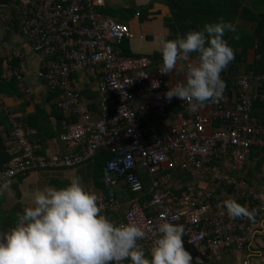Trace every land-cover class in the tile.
<instances>
[{
	"label": "built area",
	"instance_id": "built-area-1",
	"mask_svg": "<svg viewBox=\"0 0 264 264\" xmlns=\"http://www.w3.org/2000/svg\"><path fill=\"white\" fill-rule=\"evenodd\" d=\"M1 1L0 7L15 10L18 34L40 58L34 76L54 93L63 118L59 141L79 147L37 153L36 130L2 105L10 158L0 164V183L26 172L79 167L104 151L101 214L122 211L116 225L144 229L148 238L138 241L144 251L150 253L165 220L184 226L183 246L192 264H216L221 253L242 252L264 236V196L241 176L250 153H264V125L250 116L255 96H264L251 95L250 82L264 81V73H242L222 100L193 112L179 98H163L168 76L159 72L162 65L153 66L150 56L119 55L116 46L131 33L125 23L99 14L103 0ZM3 49L0 82L14 79L29 94L19 55L10 44ZM194 63H184L185 74ZM77 76L86 83L94 79V98L77 88ZM119 182L129 195L123 201L116 194ZM228 198L255 209L254 220L231 219L223 203Z\"/></svg>",
	"mask_w": 264,
	"mask_h": 264
},
{
	"label": "crops",
	"instance_id": "crops-1",
	"mask_svg": "<svg viewBox=\"0 0 264 264\" xmlns=\"http://www.w3.org/2000/svg\"><path fill=\"white\" fill-rule=\"evenodd\" d=\"M8 8V13L11 14L8 20L10 23L0 26L2 29L0 73L5 70L6 66L5 57L7 55L3 45L10 44L12 50L19 55L20 62L25 69L23 85L29 88L30 92L29 94L21 92L16 81L0 82V119L3 120L0 123V129L6 126L1 112L3 105L22 124L36 130V135L32 138L33 144L37 151L43 152V155L75 151L79 147L77 143L67 144L58 139V135L62 131L61 122L63 118L55 108L54 93L49 92L35 78L34 72L38 67L40 58L30 50L26 40L18 34L14 22L15 10ZM97 11L102 16H108L112 19L114 16H119L120 21L117 22L125 23L129 27L131 37L116 46L121 57L150 56L154 60L153 66L162 65L159 51L161 38L174 40L178 35L183 37L188 31L200 30L205 23L217 22L220 17H223L236 27L235 33L228 32L224 36L229 46L234 49L235 59L221 73L223 80L226 77L229 80H234L230 85L231 87L234 86L237 77L244 72L264 73V71H253L256 60H262L264 63V41L255 37L257 22H262L264 25V0H103V5L98 7ZM236 34L239 35V40L233 39ZM197 57L198 54L194 52L190 55L189 61L197 62ZM185 62L187 61H179L178 70L168 75L167 88L175 87L177 84L186 81V74L183 71ZM13 63L15 64L16 60L12 61V65ZM231 66L236 70L234 77L229 74ZM74 82L79 90H88L90 94H95V83L92 84L91 81L86 83L82 76L75 77ZM226 89L229 90L230 88L226 87ZM259 91H262L261 94L264 95V81L250 82L251 95H259ZM255 98L260 101L264 100V96L262 99L258 96ZM260 119L264 120V114L260 116ZM260 159L261 154L250 153L242 172L244 179H247L246 176L250 174V170L248 171L247 168L251 160L254 161V165L261 162L264 169V160ZM90 162L86 163L85 166L68 168L69 171H66L67 169L54 170L59 175L57 177H45L48 174L46 172L50 171L29 172L17 186L20 193L17 203L22 209V214L26 207L33 206V196L37 190H43L46 186L57 189L66 187L75 176L82 179L83 187L89 192H93L97 196L102 193L103 188L99 175L97 174L95 181L93 174H90ZM61 171L63 173H60ZM259 184L262 185L261 187L264 186L262 181ZM116 194L121 201L125 200L122 182L118 183ZM0 196L3 197L0 207L1 216L14 214L18 220V210L13 211L12 206H9V200L14 197L12 187L9 192ZM121 214L122 211L118 214H109L107 217L115 224ZM10 228H12L11 223H0V232H6ZM145 256L151 258L150 253L146 251ZM242 260H247V264H264V236L256 237L252 244L242 252L227 251L221 253L216 264H241ZM121 264H130V262L125 260Z\"/></svg>",
	"mask_w": 264,
	"mask_h": 264
},
{
	"label": "clouds",
	"instance_id": "clouds-1",
	"mask_svg": "<svg viewBox=\"0 0 264 264\" xmlns=\"http://www.w3.org/2000/svg\"><path fill=\"white\" fill-rule=\"evenodd\" d=\"M228 32L235 33V25L220 17L183 37L161 38L162 75L177 71L179 61L198 54L197 62L188 65L186 81L163 94L166 101L179 98L195 112L208 102L223 99L227 85L221 73L235 59L234 49L224 39ZM11 183L3 179L0 195L10 191ZM223 203L231 219L254 220L255 209L232 198ZM102 207L97 195L85 190L79 176L66 187L37 190L33 206L18 214L14 227L0 232V264H121L125 260L130 264H192L193 258L183 246V225L168 220L161 223L149 259L138 243L147 239L148 233L136 224H114L101 214Z\"/></svg>",
	"mask_w": 264,
	"mask_h": 264
},
{
	"label": "trees",
	"instance_id": "trees-1",
	"mask_svg": "<svg viewBox=\"0 0 264 264\" xmlns=\"http://www.w3.org/2000/svg\"><path fill=\"white\" fill-rule=\"evenodd\" d=\"M1 2L6 3V0H2ZM263 23L262 22H257V28L255 31V37H257L259 40L264 41V33H263ZM14 65V63H13ZM255 72H263L264 71V63L262 62V60H256L254 63V68H253ZM236 73V70L233 66H231L230 70H229V74L232 75L234 77ZM9 82H15L14 79H9ZM224 81L226 82V85L228 88H232L233 86L230 87V85H232V82L234 80H229L227 77L224 79ZM82 94H85L87 96V94H90V92L88 90H83L81 92ZM88 98H94L95 94H90L87 96ZM264 114V100L260 101L257 98H255L252 102V107H251V113L250 116L251 118L258 124L264 125V120L260 119V116ZM2 119H0V123H2ZM5 122V121H4ZM5 136H7V130L5 129H0V164L6 162L10 156H8V154H6L5 152ZM37 153L42 154L43 152L41 151H37ZM261 157H264V153L261 154ZM108 158V154L104 151H99L96 153V155L93 157V159L91 160V162L89 163L90 168L92 170V174H93V178L97 179V174L99 175L100 169L103 165V163L105 162V160ZM28 173H24V174H20L17 175L16 177H14V182L12 183L11 187L12 190L14 191V195L15 197L18 199L20 196L19 190L17 189L18 184L21 182V180L27 175ZM124 195H125V200L128 199L129 195L126 191H124ZM3 197L0 196V207H1V203H2ZM239 204L242 205L241 201L239 202ZM0 223L3 224H7L8 222L11 223L12 227L15 226L16 224V218L14 217V214H10V216H5L2 217L1 216V208H0Z\"/></svg>",
	"mask_w": 264,
	"mask_h": 264
},
{
	"label": "rangeland",
	"instance_id": "rangeland-1",
	"mask_svg": "<svg viewBox=\"0 0 264 264\" xmlns=\"http://www.w3.org/2000/svg\"><path fill=\"white\" fill-rule=\"evenodd\" d=\"M8 10H9V8L8 7H0V26L1 25H5V24H7L8 25V23H10V22H8V20H9V18H10V16H11V14H9L8 13ZM7 16V17H6ZM119 16H114L113 18H114V20H116V21H120L119 20V18H118ZM85 75V74H84ZM89 81H91V83L93 84L95 81H94V79H89ZM80 88L82 87V86H79ZM260 160H264V157H261V159ZM254 161L253 160H251L250 162H249V165H248V171L250 170V174L249 175H247L246 177H248L247 179H244L243 178V174H241V176H242V180H246V182H248L249 184H251L252 186H254L258 191H259V193H261L262 195L264 194V186L263 187H261L262 185L261 184H259V182L260 181H262V182H264V169L262 168V163L260 162L258 165H254V163H253ZM85 165H87V164H84V166ZM80 167V166H79ZM76 168V167H75ZM62 170H64V169H62ZM48 171H50V172H46V173H48V174H46L45 175V177H57V176H59L58 174H57V172L56 171H54V170H48ZM54 171V172H53ZM66 171H69V169H67ZM247 171V172H248ZM37 172V171H36ZM52 172V173H51ZM60 173H63V171H61ZM90 174L92 175V170H90ZM89 174V175H90ZM90 175V176H91ZM11 181H12V183L14 182V178L13 179H11ZM259 181V182H258ZM11 183V184H12ZM17 198L15 197V195H14V197L13 198H11L10 200H9V206H12V210L14 211V210H18V212L20 213V214H22V209H20V207H19V205H18V203H17ZM18 213V214H19ZM17 215V214H16Z\"/></svg>",
	"mask_w": 264,
	"mask_h": 264
},
{
	"label": "water",
	"instance_id": "water-1",
	"mask_svg": "<svg viewBox=\"0 0 264 264\" xmlns=\"http://www.w3.org/2000/svg\"><path fill=\"white\" fill-rule=\"evenodd\" d=\"M1 33H2V29H1V27H0V38H1Z\"/></svg>",
	"mask_w": 264,
	"mask_h": 264
}]
</instances>
